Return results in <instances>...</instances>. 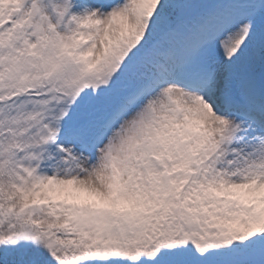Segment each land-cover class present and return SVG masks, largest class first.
Listing matches in <instances>:
<instances>
[{"label": "snow or ice", "instance_id": "obj_1", "mask_svg": "<svg viewBox=\"0 0 264 264\" xmlns=\"http://www.w3.org/2000/svg\"><path fill=\"white\" fill-rule=\"evenodd\" d=\"M0 264H264V0H0Z\"/></svg>", "mask_w": 264, "mask_h": 264}]
</instances>
